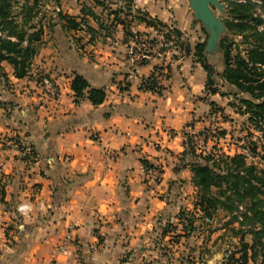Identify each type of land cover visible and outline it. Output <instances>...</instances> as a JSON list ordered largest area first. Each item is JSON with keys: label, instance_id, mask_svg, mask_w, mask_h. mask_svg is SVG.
Returning <instances> with one entry per match:
<instances>
[{"label": "crops", "instance_id": "0c3cea01", "mask_svg": "<svg viewBox=\"0 0 264 264\" xmlns=\"http://www.w3.org/2000/svg\"><path fill=\"white\" fill-rule=\"evenodd\" d=\"M57 1L56 12L72 17L78 28L56 16L44 28L24 78L0 62V264H196L195 239L187 238V248L178 227L175 243L170 233L162 234L166 224L177 225L180 210L196 196L191 160L182 157L187 138H199L214 110L228 106L239 114L235 93L246 97L220 79L222 41L227 38L235 51L242 40L226 26L233 20L230 2L220 1L224 18L215 12L225 25L217 50H205L212 68L216 58L223 66L208 87L195 53L207 40L196 42V33L206 30L188 0H130L122 22L116 18L121 0L97 4L115 7L105 22L85 10L84 0ZM135 10L173 26L180 41L191 36L188 41L195 42L181 43V54L167 53L130 76L129 31H150L134 18ZM82 21L90 35L79 29ZM77 76L88 90L105 92L102 104L94 106L88 90L76 98L71 85ZM152 76L155 91L144 87ZM16 141L32 146L35 159L23 157ZM20 206L27 207L24 214ZM66 242L67 253H60Z\"/></svg>", "mask_w": 264, "mask_h": 264}, {"label": "trees", "instance_id": "16d2710c", "mask_svg": "<svg viewBox=\"0 0 264 264\" xmlns=\"http://www.w3.org/2000/svg\"><path fill=\"white\" fill-rule=\"evenodd\" d=\"M260 1L264 13V0ZM251 2H230L229 14L233 20L227 21L226 26L234 34L241 35L242 40L235 45V51L227 38L222 41L224 70L220 78L223 83L236 87L238 94L246 95L241 98V95L235 93L238 105H234V108L239 114L247 116L245 123L249 124V129L259 134L258 143L255 141L250 144V148L246 147L250 157L239 151L232 155L222 153L220 159L216 160L215 149L208 155H199L192 148L186 149L182 156L184 158L190 154L192 183L197 189L194 209L202 213L204 221L210 220L212 213L218 209L229 214H241L234 219H238L240 227L248 228L247 231L253 240V244H243L239 258L243 263L248 260V251L253 252L252 257L257 254L264 256V168L258 166L260 162L264 163V18L260 15L254 17L255 4ZM135 14L137 21L154 29L166 30V40H171V36L175 35L174 43L182 45L179 31L171 30L166 24L140 10H135ZM57 16L69 28H78V24L70 16L62 13ZM34 28L33 25L26 29L21 28L12 13L11 1L0 0V62H8L16 78L28 75L32 59L37 52L35 45L40 40L42 30L31 32ZM205 46L206 41L198 43L195 53L197 61L208 74L207 86L210 87L215 84L212 79L214 70L206 61ZM144 87L151 91L157 90V79L152 76L144 83ZM71 88L76 98L80 99L88 90V84L82 77L77 76ZM87 94L94 106L102 104L105 99L103 90L89 89ZM250 159H258V162H249ZM221 163L224 164L223 168ZM243 207L245 211L241 212ZM182 220L180 215L179 222L183 223ZM182 227L186 229L185 226ZM170 229L172 232L177 231L174 226H170ZM171 231L164 229L162 236ZM179 236L181 235L177 234V237ZM233 258L234 254L224 259L221 264H231L235 262Z\"/></svg>", "mask_w": 264, "mask_h": 264}, {"label": "rangeland", "instance_id": "374dc122", "mask_svg": "<svg viewBox=\"0 0 264 264\" xmlns=\"http://www.w3.org/2000/svg\"><path fill=\"white\" fill-rule=\"evenodd\" d=\"M11 1V10L12 13L15 16V20H17L18 24L21 28L26 29L28 26L33 25L35 28L32 31L35 30H42L44 33V28L49 29L50 27L48 24L54 20V18L57 16L54 6L55 3L58 2L57 0H10ZM222 3L226 4L229 2H245V0H220ZM252 1V0H250ZM104 2L101 0H84L82 6H84L85 10H89L92 12V16L96 17L98 21L105 22L106 19L110 18L111 15L117 13L115 12V7L112 5L110 6L109 3H112L111 0H109V3L107 6H100V8L97 6L98 3ZM122 4L121 8L123 10L119 11V13H122V15L116 16L118 21L122 22L124 19L127 20L128 18V7H131L132 2L130 0H121ZM253 4H255L253 15L254 17L261 16L264 18V13L262 10V3L260 0H253ZM251 2V3H252ZM176 3H178V0H176ZM214 12H216L219 16L225 17L223 14H221L216 8H213ZM89 14V15H91ZM130 15V14H129ZM91 16V17H92ZM115 16V15H114ZM93 17V18H94ZM72 18V17H71ZM114 18V17H113ZM80 24H83L85 26V33H88L90 35L88 24L84 21L80 22ZM79 24V25H80ZM170 28V27H169ZM172 29H174L173 26H171ZM171 29V30H172ZM151 30V27H150ZM162 33H167L166 30ZM83 32V33H84ZM149 32V31H148ZM43 33L40 36V39L43 35ZM106 33V32H105ZM132 31H129V37H131ZM191 37V36H190ZM190 37L187 39L185 38L184 41H180V43H187V41L190 39ZM208 37V33L205 31H200L196 33L195 39L196 42L200 40H205ZM166 40V39H165ZM171 43L168 47L162 48V51H166V54L177 52L181 54L182 48L180 44L174 43L176 41L175 35L171 36ZM189 42H195L188 41ZM187 43V44H188ZM191 43V44H192ZM80 44V43H79ZM86 44V43H84ZM82 43V46L84 45ZM190 44V43H189ZM236 44V43H235ZM81 45V44H80ZM36 49L38 48L39 44L36 42ZM234 49V48H233ZM166 56V55H165ZM211 60V59H210ZM214 68V73L212 75V79H219L216 72H221L223 70V66L221 64V59L216 58L214 60H211ZM165 63V60L162 62V66L159 67L163 69V65ZM40 76L39 78H41ZM221 79V78H220ZM222 80V79H221ZM220 84V82H219ZM214 119L211 120V123L204 127V129L200 130L199 138L195 140L191 138H187L188 142V149H193L196 154H203L208 155L209 152H212V149H215L216 153V160L220 159V156L222 153L226 154H234L235 151H241L242 148H250V144L257 141L258 143V133H255L252 131V129H249V124L245 123L246 119L245 117H242L239 114H236L234 109L227 106L226 111H220V110H214ZM209 132L212 136V139L209 140L205 145V142L202 141V134L204 132ZM223 132H226V135H222ZM192 150V151H193ZM190 155V154H189ZM186 156L187 159L191 160L190 156ZM249 162H258V159H253V161L250 159ZM223 168L224 164H220ZM258 166L263 169L264 163H259ZM216 191V190H215ZM214 191V192H215ZM196 196H197V189H196ZM196 196L193 197L191 200H188V205H191L190 207H182V210H180V213L178 215V220H180L182 217L184 220H186V223H180L177 221L175 224H166L164 229H167L168 231H171L170 226L178 227L179 231L184 232L187 235L186 238H183L181 241L185 242V245H191L192 243H187L188 239H195L196 240V264H205L207 262V258L212 257L211 262H207V264H221L224 262V259L228 258L230 255L234 254V258L231 264H264V256H261L257 254L256 256L252 257L253 252L248 251V260L247 262L243 263L239 258H241L243 244L252 243V236L248 233L247 227H240L238 224V219H234L235 216H241L240 213H233L229 214L226 211L222 209H218L214 213H212V218L210 220L204 221V216L201 212H196L193 208V205L196 202ZM223 199V197H222ZM186 208H189L187 210ZM245 208L241 210V212H244ZM188 215L184 217L185 215ZM189 220H191L189 223ZM179 224H183V226L186 227H180ZM185 224V225H184ZM191 226V227H190ZM200 226V228H199ZM181 228V229H180ZM169 238H172L169 242H177L179 241V237H177L176 232H170ZM183 236V235H182ZM188 238V239H187ZM185 239V240H184ZM166 243V241L164 242ZM204 246V247H203ZM203 247L201 251H198L197 248ZM165 249H169L168 247H164ZM188 248V247H187ZM203 253V259L206 260L205 263H202L201 257H199ZM193 257V256H192ZM191 261V260H190ZM193 263L192 261L190 262Z\"/></svg>", "mask_w": 264, "mask_h": 264}, {"label": "built area", "instance_id": "2783aa9c", "mask_svg": "<svg viewBox=\"0 0 264 264\" xmlns=\"http://www.w3.org/2000/svg\"><path fill=\"white\" fill-rule=\"evenodd\" d=\"M253 1V0H252ZM79 29L85 30V26L83 24L79 25ZM164 31L159 29L151 28L149 32H142L138 30H133L131 37L129 39V44L127 47V60H128V73L130 76H134L137 69L141 66L147 65V64H153L161 61V59L164 58L166 55V51H162V48L168 47L171 41L165 40V37L162 35ZM165 33V32H164ZM165 35V34H164ZM41 83L50 90H52V84L50 81L46 78H43L41 80ZM202 141L208 142L212 139V136L210 133L204 132L202 134ZM15 145L17 149L19 150L20 154L23 157L29 158V159H35V151L29 144L16 141ZM246 156L250 157V152L247 148H242L240 151ZM27 210L26 206H20L18 208V211L22 214L25 213ZM188 216L187 214L184 216ZM182 222L186 223V220H182ZM185 225V224H184ZM186 226V225H185ZM67 242L62 244L58 251L60 253L66 254L67 253Z\"/></svg>", "mask_w": 264, "mask_h": 264}, {"label": "water", "instance_id": "95a60500", "mask_svg": "<svg viewBox=\"0 0 264 264\" xmlns=\"http://www.w3.org/2000/svg\"><path fill=\"white\" fill-rule=\"evenodd\" d=\"M196 20L202 23L208 33L205 50L210 53L217 50L219 38L225 32L223 21L218 18L213 8L223 13L224 6L220 0H188Z\"/></svg>", "mask_w": 264, "mask_h": 264}]
</instances>
